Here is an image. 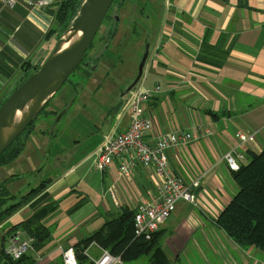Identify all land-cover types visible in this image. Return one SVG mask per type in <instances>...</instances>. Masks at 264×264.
<instances>
[{"label":"crops","instance_id":"0c3cea01","mask_svg":"<svg viewBox=\"0 0 264 264\" xmlns=\"http://www.w3.org/2000/svg\"><path fill=\"white\" fill-rule=\"evenodd\" d=\"M160 4L153 26L144 29L150 32L149 53L137 83L147 90L158 88L144 107L152 121L144 141L153 143L171 131L190 134V143L167 151L168 165L186 184L199 180L193 189L197 205L178 202L160 227L162 251L169 264H264L263 252L239 247L216 224L237 192L224 155L232 150L243 154L240 167L248 163L247 152L264 149V0H160ZM51 6L30 8L19 2L9 9L0 2V101L19 86L27 71L44 62L57 42L48 34ZM101 60L107 69L113 66ZM130 76L128 87L136 77ZM70 87L64 90L62 108L70 103ZM126 91L105 102L102 112L91 105L81 107L95 127L93 141L83 149L78 139L72 141L73 150L58 148L50 167L54 174L33 180L35 185L30 186L29 177L41 175L46 166V128L27 137L28 154L23 150L0 167V183L9 180L7 190L17 198L49 182L42 194L0 222V264H62V249L73 247L124 209L136 211L155 196L161 179L153 168L137 163L130 178L124 179L117 161L102 173L94 165L93 152L102 139L127 127L122 112ZM237 132L253 134L254 142L240 145ZM109 187L114 199L107 193ZM52 206L40 221L50 240L20 262L2 256L1 250L11 245L13 234L4 240L8 228L34 210ZM16 232L22 240L29 238ZM101 250L97 245L87 249L92 262Z\"/></svg>","mask_w":264,"mask_h":264},{"label":"trees","instance_id":"16d2710c","mask_svg":"<svg viewBox=\"0 0 264 264\" xmlns=\"http://www.w3.org/2000/svg\"><path fill=\"white\" fill-rule=\"evenodd\" d=\"M82 1L83 0H59L48 10L49 14L52 16V24L48 34L54 36L56 41H58L62 34L68 29L71 21L77 14ZM124 1L125 0H113L103 20V22L106 20L105 24L110 22L109 14L112 6L119 2L117 7L121 10L126 7V5H123ZM118 23V19L115 18L113 27L110 29L108 28L105 35L101 37L95 35L91 45L85 52L80 65H83V67L86 65L88 61L86 60L88 58L87 56L93 49L96 37L98 38L99 43H101V46L103 45V52L101 53V58H103V53L111 46V41L115 38L116 33H118ZM135 26L136 25H133L132 23L130 37L138 39L140 37V33L135 31ZM99 29L97 32H99ZM149 41L150 34H146L142 40V53L144 51L143 45ZM120 45L121 44H118L117 47ZM98 59L99 57H96L95 61ZM39 67L40 65H36L27 71V73L23 75L20 84L28 76L39 69ZM95 68L96 66L94 68L92 67L90 71L85 72V75L89 77L91 70L93 71ZM66 82L62 88L65 86ZM75 91V89H72V93ZM5 99L6 97L0 101V106ZM72 100L74 99L72 98ZM48 103L49 101L43 106L34 121L0 155V167L9 165L21 154L24 150L27 137L34 133L35 122L40 116L49 120L50 118L52 119L50 116H53L54 112L47 110L46 107L48 106ZM246 155L248 163L240 166L236 172H233V180L237 186V192L218 215L216 224L239 247L244 249L254 247L264 253V149L260 153L256 154L247 152ZM8 183L9 180L0 183V222L10 217L17 210L25 206L29 201L42 194L49 184L47 181L41 182L38 186L32 188L27 194L17 198L8 192ZM14 200L17 201L14 202ZM53 209L54 207L52 206L50 208L44 207L34 210L32 215H30L23 222L9 227V230L4 235V240L16 231L20 230L27 237L33 239V250L37 249L40 245L45 244L48 240H50V232L41 225L40 221ZM134 213L135 211L133 210L127 208L124 209L117 216L109 218L108 221H106L90 236L75 243L72 248L74 250L77 263L93 264L84 252L90 244L94 243L100 249L106 250L111 255L120 257L122 264L141 262L143 264H169L162 251L159 230L154 233L149 240L134 238ZM1 251L2 256L10 261L11 259L4 254V249ZM25 256H27V254L23 255L15 262H20ZM31 262L32 261H28L29 264H31Z\"/></svg>","mask_w":264,"mask_h":264},{"label":"built area","instance_id":"2783aa9c","mask_svg":"<svg viewBox=\"0 0 264 264\" xmlns=\"http://www.w3.org/2000/svg\"><path fill=\"white\" fill-rule=\"evenodd\" d=\"M3 8L12 9L22 2L30 8L44 9L54 4L53 0H0ZM158 91L155 87L151 90L144 89L139 84L135 85L126 96L122 112L128 118L127 127L123 132L111 131L101 141L93 152L95 168L105 172L110 165L118 162V174L124 179H129L134 166L139 163L143 168H153L161 181L158 191L152 199L139 206L133 217L134 238L149 240L164 222L174 212L178 202L197 205V198L193 192L199 184L194 180L186 184L175 177L168 165L167 151L177 149L192 141V136L179 131L166 132L158 136L153 143L144 141V136L152 128L151 119L145 115L146 103ZM236 137L240 145L254 142V135L237 132ZM230 172L239 169L238 161L243 160V154L230 151L223 157ZM107 193L114 199V189L109 187ZM11 245L4 250V254L13 261L19 260L24 254L32 250L33 239H20V232H16L10 239ZM96 245L94 243L90 246ZM88 247V248H89ZM87 248V249H88ZM87 249L85 254L87 255ZM62 264H78L72 247L61 250ZM93 264H122L120 257L113 256L106 250H101L100 257Z\"/></svg>","mask_w":264,"mask_h":264},{"label":"rangeland","instance_id":"374dc122","mask_svg":"<svg viewBox=\"0 0 264 264\" xmlns=\"http://www.w3.org/2000/svg\"><path fill=\"white\" fill-rule=\"evenodd\" d=\"M125 1L123 5H126V7L121 10L117 7L119 2L112 6L109 14L110 22L105 24V20L100 27L99 32L96 34L98 37L105 35L107 29L113 27L114 19H118V33H116L115 38L111 41V46L103 53V59H107L105 61H108V64H112L113 66H111L110 69L105 67L104 60H101L103 45L101 46V43H99V40L96 37L93 49L87 56L88 58L86 60L88 61L86 65H84V67L83 65H80L76 68V70L68 77L65 86L54 94L53 99L50 98L48 100L49 103L46 108L47 110L54 112V115L50 116L52 119L50 118L49 120L40 116L36 120V131H41L45 128L46 131H48L47 135L45 134V144L48 145L46 146V156L43 160V163H46V166L43 167L42 163V166H40L37 171L42 169V167L45 169L41 172V175L37 174V172L34 173L32 178L29 177V181L32 183H30V186L35 185V180L42 181L50 174H54L50 167L55 161V158H57L55 155L58 148H65L67 151L73 150L72 141L78 139L81 144L80 148L83 149L89 141H93L90 140V136L93 134L92 132L95 133V127L89 118L85 116V113L81 111V107L86 104L95 107V111L97 112L104 111L105 102L109 99H113L115 95L120 94V92L126 91L128 88V86H126L127 81L131 78L133 79L130 74L134 77L136 76L139 62L144 53V51L143 53L141 51L142 40L146 34L150 33L147 31L145 32L144 29H146V27L153 26L152 22L157 17V11H159V5L161 4L160 0ZM132 23L133 25H136L135 31L140 33V37L138 39L130 37ZM118 44L121 45L117 47ZM147 45H150V41L143 45L144 50ZM96 57H99L97 61H95ZM95 66V70H91L90 76L87 77L85 72L90 71V69ZM104 76L106 78H104ZM69 87L71 89H75L76 91L73 94L71 92L72 95L69 98L71 102L69 103V100H67L69 104L62 108L61 105L64 101L62 96L64 95V90ZM72 98L75 99L71 100ZM62 111L64 113L58 121H56V117L58 116L57 114ZM50 124H52V126L47 128ZM28 153L29 144L25 145L23 154ZM79 157L80 156H78L75 160ZM172 217H175V215ZM14 234L15 233H13V235ZM87 257L90 259L88 252Z\"/></svg>","mask_w":264,"mask_h":264},{"label":"water","instance_id":"95a60500","mask_svg":"<svg viewBox=\"0 0 264 264\" xmlns=\"http://www.w3.org/2000/svg\"><path fill=\"white\" fill-rule=\"evenodd\" d=\"M113 0H83L68 29L34 73L17 86L0 106V155L34 121L47 101L57 93L81 64ZM78 36V39H73ZM73 41V42H72ZM72 42V43H70ZM65 44L68 46L61 49ZM148 45L127 93L137 85L148 58ZM64 112L58 114L56 121ZM17 114L20 118L17 119Z\"/></svg>","mask_w":264,"mask_h":264},{"label":"bare ground","instance_id":"6f19581e","mask_svg":"<svg viewBox=\"0 0 264 264\" xmlns=\"http://www.w3.org/2000/svg\"><path fill=\"white\" fill-rule=\"evenodd\" d=\"M76 39H78V36H76V37L73 39V41H75ZM73 41H72V42H73ZM72 42H70V43H72ZM67 46H68V44H65L61 49H65ZM16 118L19 119V118H20V114H17Z\"/></svg>","mask_w":264,"mask_h":264}]
</instances>
